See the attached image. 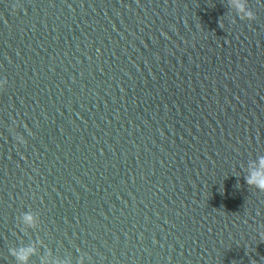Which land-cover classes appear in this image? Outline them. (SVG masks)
Instances as JSON below:
<instances>
[{"label":"water","instance_id":"obj_1","mask_svg":"<svg viewBox=\"0 0 264 264\" xmlns=\"http://www.w3.org/2000/svg\"><path fill=\"white\" fill-rule=\"evenodd\" d=\"M0 80V264H264V0H0Z\"/></svg>","mask_w":264,"mask_h":264},{"label":"clouds","instance_id":"obj_2","mask_svg":"<svg viewBox=\"0 0 264 264\" xmlns=\"http://www.w3.org/2000/svg\"><path fill=\"white\" fill-rule=\"evenodd\" d=\"M237 8L244 7L245 5L237 4ZM241 18L253 19L254 16L250 14H241ZM5 84L4 80H0V87ZM16 139L23 144V136H17ZM244 181L250 187H254L259 191H264V154L257 155L256 158L248 164V174L244 177ZM20 225L22 228H34L38 221V215L31 210L22 212L19 216ZM17 260V264H29L31 256L34 254V245L23 246L22 249L14 250L12 253ZM42 264H49L48 259H44Z\"/></svg>","mask_w":264,"mask_h":264}]
</instances>
